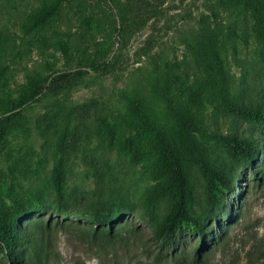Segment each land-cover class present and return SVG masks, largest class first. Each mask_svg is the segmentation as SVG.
<instances>
[{
    "label": "rangeland",
    "instance_id": "rangeland-1",
    "mask_svg": "<svg viewBox=\"0 0 264 264\" xmlns=\"http://www.w3.org/2000/svg\"><path fill=\"white\" fill-rule=\"evenodd\" d=\"M56 2L50 18L33 22L44 6ZM119 16L125 18L122 24ZM202 18L219 32L224 86L194 59ZM103 60L110 62L108 73H91L61 93H47L26 106L0 139V204L47 206L27 216L32 235L17 250L22 264L264 260V150L247 166L218 138L244 136L264 143V129L228 112L222 97L224 89L233 103L264 109V42L252 32L246 13L220 11L214 0H0L3 92L14 94L30 75ZM131 99L179 144L194 192L191 212L202 215L207 197L205 178L189 149L233 178V191L223 197L218 218L208 221L204 235L184 229L165 246L154 238L153 227L168 203L160 199L147 208L146 198L159 183L154 135L137 128ZM171 107L195 118L199 131L180 128ZM99 117L114 127L111 144ZM125 137L144 152L141 160L132 161ZM58 166L64 172L66 208L52 180ZM98 207L116 213L110 234L90 220ZM0 264H9L1 253Z\"/></svg>",
    "mask_w": 264,
    "mask_h": 264
},
{
    "label": "trees",
    "instance_id": "trees-1",
    "mask_svg": "<svg viewBox=\"0 0 264 264\" xmlns=\"http://www.w3.org/2000/svg\"><path fill=\"white\" fill-rule=\"evenodd\" d=\"M218 10L241 9L249 18L250 27L264 42V0H214ZM210 5L212 14L216 16L213 5ZM58 8V3L44 6L38 14L33 16L35 24H42L50 18ZM124 17L119 16L120 23ZM203 28L196 40L194 59L198 64L215 72L221 79L224 86L226 72L224 70L223 58L219 44V32L211 26V21L202 18ZM213 22V21H212ZM62 49H64L62 47ZM111 65L107 60L90 62L78 65L66 70H54L51 73L41 76L30 75L24 86L19 87L14 94L0 90V139L5 140V135L17 116L28 105L38 101L47 93L58 94L69 88L75 82L82 80L87 75L94 73L103 75L110 71ZM4 67L0 66V77ZM195 95V94H194ZM223 104L225 109L250 123H255L264 129V109L237 105L224 96L222 90ZM130 109L136 117L137 128L152 132L154 141L152 145L155 154L154 178L159 181L158 185L146 198V205L149 210L160 199H166L168 209L163 217L154 225L153 236L159 245L165 246L172 243L177 235L187 229L198 235H204L207 223L217 219L216 212L221 210L223 197L233 191V178L208 163L200 154L189 149L191 159L205 178V191L207 197V208L202 215L194 214L189 210V204L194 196L187 173L186 159L184 158L179 144L170 139L159 126L144 112L142 103L137 99L130 100ZM180 128L188 132H198L199 126L195 118L189 117L175 109L170 108ZM97 124L106 136V141L111 144L115 131L111 122L105 117L97 118ZM228 153L231 156L240 157L244 164L253 166L257 156L263 152L264 143L259 139H251L244 136L220 135ZM263 140V139H262ZM126 150L131 154L132 161L137 162L143 158L144 152L140 151L131 137L124 138ZM53 185L59 199V203L66 208L64 198V172L60 166L54 168L52 173ZM47 208L44 203H21L0 204V253L8 260L9 264H22L18 256L19 245L29 241L32 235L27 220L29 213ZM116 213L112 209L96 208L90 213V220L97 225L98 229L110 231L116 219ZM23 257V256H22ZM257 264H264V260Z\"/></svg>",
    "mask_w": 264,
    "mask_h": 264
}]
</instances>
